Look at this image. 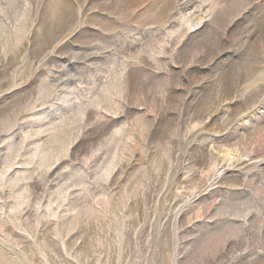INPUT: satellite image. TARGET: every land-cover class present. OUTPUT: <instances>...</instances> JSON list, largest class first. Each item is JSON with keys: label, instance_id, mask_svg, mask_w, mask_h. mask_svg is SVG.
<instances>
[{"label": "rangeland", "instance_id": "obj_1", "mask_svg": "<svg viewBox=\"0 0 264 264\" xmlns=\"http://www.w3.org/2000/svg\"><path fill=\"white\" fill-rule=\"evenodd\" d=\"M0 264H264V0H0Z\"/></svg>", "mask_w": 264, "mask_h": 264}]
</instances>
